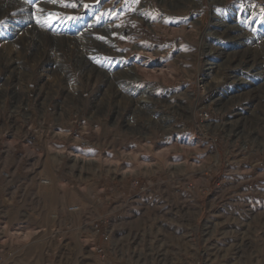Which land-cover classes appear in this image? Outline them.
<instances>
[{"label":"rangeland","instance_id":"1","mask_svg":"<svg viewBox=\"0 0 264 264\" xmlns=\"http://www.w3.org/2000/svg\"><path fill=\"white\" fill-rule=\"evenodd\" d=\"M242 3L264 8L0 0V264H264V16Z\"/></svg>","mask_w":264,"mask_h":264},{"label":"bare ground","instance_id":"2","mask_svg":"<svg viewBox=\"0 0 264 264\" xmlns=\"http://www.w3.org/2000/svg\"><path fill=\"white\" fill-rule=\"evenodd\" d=\"M195 2H196V4H199V3H201V0H194ZM240 10L241 11H243L244 10V12H248L249 14V16H248V20L249 19H252L253 17H255L256 16V19H259L261 16H264V8H260V7H257V6H255V7H252V6H249V5H247L246 3H242L241 4V7H240ZM240 11V12H241ZM243 13V12H242ZM13 16V15H12ZM49 16V15H48ZM88 25V24H87ZM86 25V26H87ZM7 26H8V24H7ZM77 27V26H76ZM78 28V27H77ZM24 30H25V28H24ZM21 31V30H20ZM15 32V31H14ZM13 32V33H14ZM72 32V31H71ZM16 33V32H15ZM24 34H26V33H24ZM23 34V35H24ZM75 34H77V35H75L76 36V38L77 39H80V37H81V34L82 33H80L79 31H75ZM14 35H16V34H14ZM26 36V35H25ZM82 36H83V34H82ZM27 38H29L28 36H26ZM23 38H24V36H23ZM20 39V38H19ZM85 40H87V38L85 39ZM83 41H84V39H83ZM88 41V40H87ZM5 44V41H4V36H3V33L1 34L0 33V45H4ZM13 46V45H12ZM1 47V46H0ZM8 47H9V45H8ZM10 48H11V46H10ZM104 48V47H103ZM14 49V48H13ZM53 51V50H52ZM51 51V52H52ZM9 52V51H8ZM13 52V51H12ZM16 52V51H15ZM14 52V54H16ZM205 52H207V55H209L210 54V52H211V50L210 49H208L207 51H205ZM12 54V53H11ZM17 55V54H16ZM45 55V54H44ZM50 56H51V54H49ZM5 57V56H4ZM13 57H15L14 55H13ZM13 57L11 56L10 58H7L8 59V63H7V65H6V69H7V72L8 73H11V71H15V70H17L18 69V66H20L21 65V63H20V65H18L17 66V60H16V58L15 59H13ZM56 57V56H55ZM55 57H53L54 59H56ZM47 58V57H46ZM45 58V59H46ZM7 59L5 58V60L7 61ZM20 59V58H19ZM18 59V60H19ZM42 59V58H41ZM47 59H49V58H47ZM51 60V59H50ZM41 61H43V60H41ZM206 61H207V63H206V67H205V70H204V76H203V78L202 79H204L205 80V83L203 84V85H205L206 86V82H212V81H214V80H216V79H219V75L221 74V70H220V68H219V66H218V64L216 63V62H213V61H211V59L210 58H208V59H206ZM38 62V61H37ZM52 62V61H51ZM57 62V61H56ZM107 64V63H106ZM58 65V64H57ZM46 66H48V65H46V64H39V62L35 65V68L37 69V70H40V71H44V70H46ZM53 66H55V65H53ZM113 67L114 68H117L116 66H115V64L114 63H111V65H110V69H113ZM53 68V67H52ZM35 69V70H36ZM51 70V69H50ZM49 71V70H48ZM128 71V70H127ZM20 72H22L21 70H20ZM19 72V73H20ZM36 72V71H35ZM47 72V71H46ZM223 72V71H222ZM16 73V72H15ZM18 74V73H17ZM23 75V74H22ZM38 75V74H37ZM16 76V75H15ZM40 76V75H39ZM224 76H225V74H224ZM17 77V76H16ZM35 77V76H34ZM227 78V77H226ZM14 79V78H13ZM44 79V78H43ZM47 79H48V77H47ZM20 80V79H19ZM42 81V80H41ZM45 81V80H44ZM51 81V80H50ZM46 83L47 82H49V81H45ZM44 82V83H45ZM51 85V84H50ZM71 88V90H67V92H72V87H70ZM39 92H41V91H39ZM38 92V93H39ZM37 93V92H36ZM34 94V93H33ZM143 101V100H142ZM169 122V121H168ZM73 158H75V159H79L80 157L78 156V155H74V157Z\"/></svg>","mask_w":264,"mask_h":264},{"label":"crops","instance_id":"3","mask_svg":"<svg viewBox=\"0 0 264 264\" xmlns=\"http://www.w3.org/2000/svg\"><path fill=\"white\" fill-rule=\"evenodd\" d=\"M15 146H16L15 144H12L11 147L8 146L9 147V149H8L9 154H11V153L16 154V153H14L16 151ZM7 206L10 207V209L23 210L24 216L26 215V210L33 209L32 218L34 219V222H33L34 232L36 234H45L46 233L48 223H47V220L45 219L46 209H47L45 204L43 205L41 202L26 203V202H20V201L15 200L14 202L8 203ZM29 218H31L30 215L27 219H25V220L23 219V221L19 220V223L18 222H16V223H18L19 225H22V226H26V223H27L26 220H29ZM0 234H2L1 231H0ZM110 243H111V241H109V244ZM12 252L13 251L11 250V248H9V246L7 247L6 245L1 244L0 257L4 256L5 253L8 254L7 257H10ZM0 260H2V259L0 258ZM109 263L112 264V262H109Z\"/></svg>","mask_w":264,"mask_h":264},{"label":"built area","instance_id":"4","mask_svg":"<svg viewBox=\"0 0 264 264\" xmlns=\"http://www.w3.org/2000/svg\"><path fill=\"white\" fill-rule=\"evenodd\" d=\"M263 164V163H262ZM42 183H44V184H46L47 183V181H41ZM67 210L68 211H70V212H73V211H76V210H78V207L77 206H69L68 208H67ZM92 229L94 230V232L95 233H98L99 232V228H98V225L95 223H93L92 224ZM108 236H109V234L108 233H106L105 235H104V239L106 240V239H108ZM92 250H93V252H98V253H101L102 252V249L100 248V247H98V246H93L92 247ZM0 251H1V243H0ZM1 258V257H0Z\"/></svg>","mask_w":264,"mask_h":264}]
</instances>
